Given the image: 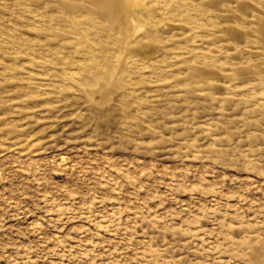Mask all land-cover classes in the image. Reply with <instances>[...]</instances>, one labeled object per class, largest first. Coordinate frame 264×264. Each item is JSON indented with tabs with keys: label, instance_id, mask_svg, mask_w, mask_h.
I'll list each match as a JSON object with an SVG mask.
<instances>
[{
	"label": "rangeland",
	"instance_id": "rangeland-1",
	"mask_svg": "<svg viewBox=\"0 0 264 264\" xmlns=\"http://www.w3.org/2000/svg\"><path fill=\"white\" fill-rule=\"evenodd\" d=\"M0 264H264V0H0Z\"/></svg>",
	"mask_w": 264,
	"mask_h": 264
}]
</instances>
